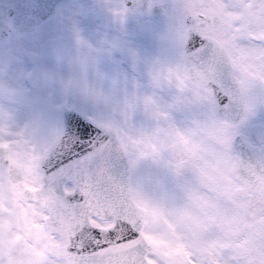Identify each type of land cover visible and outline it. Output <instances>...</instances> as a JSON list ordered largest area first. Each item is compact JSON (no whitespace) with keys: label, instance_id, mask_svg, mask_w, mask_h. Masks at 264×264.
Masks as SVG:
<instances>
[{"label":"snow or ice","instance_id":"6c2138e0","mask_svg":"<svg viewBox=\"0 0 264 264\" xmlns=\"http://www.w3.org/2000/svg\"><path fill=\"white\" fill-rule=\"evenodd\" d=\"M10 11L0 109L22 113L60 167L92 160L118 202L108 240L92 228L89 248L132 245L138 264H264V0Z\"/></svg>","mask_w":264,"mask_h":264},{"label":"water","instance_id":"95a60500","mask_svg":"<svg viewBox=\"0 0 264 264\" xmlns=\"http://www.w3.org/2000/svg\"><path fill=\"white\" fill-rule=\"evenodd\" d=\"M11 2L0 0V16L9 23L13 15ZM60 159L56 153H52L49 159V146L43 151L37 160V167L42 171L41 184L27 193L46 209L44 223L64 239L65 254L70 263L138 264L141 253L132 245L117 244L113 240L107 248H89L94 237L92 228L103 230L102 239L96 241L97 244L103 245L108 240L104 233L121 215L118 202L97 187L93 175L98 174V170L92 160H73L60 167ZM66 183L72 185L70 190L64 188ZM91 217L112 223L98 226L91 222Z\"/></svg>","mask_w":264,"mask_h":264},{"label":"flooded vegetation","instance_id":"af4514ba","mask_svg":"<svg viewBox=\"0 0 264 264\" xmlns=\"http://www.w3.org/2000/svg\"><path fill=\"white\" fill-rule=\"evenodd\" d=\"M3 75L0 69V76ZM7 91L6 84L0 82V95ZM28 130V126L0 123V256L5 258V264H64V239L45 225L46 214L40 216L35 205L45 213L46 209L27 193L41 184L42 171L37 160L45 149L34 159L23 137L11 134ZM64 188L70 190L72 185L66 183ZM93 220L107 223L99 225ZM91 222L98 226L112 223L96 217H91Z\"/></svg>","mask_w":264,"mask_h":264},{"label":"rangeland","instance_id":"374dc122","mask_svg":"<svg viewBox=\"0 0 264 264\" xmlns=\"http://www.w3.org/2000/svg\"><path fill=\"white\" fill-rule=\"evenodd\" d=\"M175 2L184 5L185 7L189 8L190 10H202V5L204 3V0H175ZM177 23H178V27H183V25H184L183 19H179ZM0 110H1V112H0V123L5 121L6 124H13V125H17V126H27V124L24 122V116L22 113L20 115H18L17 118L13 119V118L9 117V114L6 110H4V109H0ZM4 113H6L8 116L4 117V115H3ZM11 134L13 135V137L14 136L23 137L25 144L28 146V148L33 153L34 159L38 155H40L42 153V151L44 149H46V147L48 146L42 140H37L35 137L34 131L30 128L28 131H13ZM36 206H38V205H35V208H37V213L40 216H44L46 214L45 210L41 207L38 208ZM34 220H36V217H34ZM93 222L96 224H99V225H104L107 223V222H100L97 220H93ZM54 236L57 238L59 237V235H54ZM63 262H64V264H71L66 256H64Z\"/></svg>","mask_w":264,"mask_h":264}]
</instances>
